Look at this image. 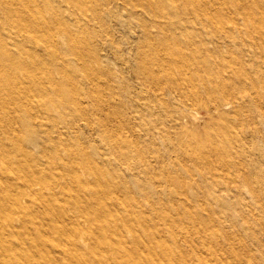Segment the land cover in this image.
<instances>
[{"label":"rangeland","instance_id":"1","mask_svg":"<svg viewBox=\"0 0 264 264\" xmlns=\"http://www.w3.org/2000/svg\"><path fill=\"white\" fill-rule=\"evenodd\" d=\"M35 2L48 14L54 34L38 42L24 38V49L38 59H48L54 49L58 62H69L68 74L75 84L67 88L74 89V100L87 115H79L73 102L61 105L45 96L35 98L40 108L27 116L24 100L21 109L10 103L11 113L5 111L1 116L15 119L12 125L31 161L39 163L44 172L55 173L67 167L68 160L50 167L46 147L49 151L62 149L68 146L62 144L64 140L74 149L89 150L101 164L108 163L107 178L156 182L158 191L149 197L138 189L125 193L135 196V204L145 208L157 225L173 221L171 228L179 241L175 251L183 248L191 256V246L204 243L230 264H264V18L260 11L252 21L220 18L211 22L180 18L187 17L184 2L179 15H161L139 1L133 5L120 0H83L84 10L67 0ZM55 10L61 18H53ZM57 19L65 20L75 37L63 35ZM0 23L9 47L19 51L21 43L8 38L7 32L18 27H9L6 18H0ZM32 32L41 36L44 30ZM39 42L51 46L36 47ZM173 51L209 60V67L201 70L206 74L210 68L212 79L206 84H228L238 96L236 102L205 91L203 81L195 82L203 88L200 94L191 83L184 89L187 96L175 90L166 69L181 66L192 71L193 67L185 62L174 66ZM10 86L0 87L7 91ZM29 133L36 137L30 140ZM220 153L229 160L244 161L238 172L244 170L247 179L232 180L226 165L217 163ZM0 171L3 176L8 172ZM167 174L179 178L180 184L168 182ZM81 178L92 179L87 173ZM60 179L73 181L75 174L69 172ZM12 180H22V176ZM89 197L78 196L80 201ZM251 205L255 210L249 209ZM69 210L86 228L80 208L74 205ZM207 214L213 219H204ZM14 221L20 224V220ZM183 229L188 231L187 238ZM165 231L167 235L171 232L168 225ZM194 263L201 264L198 259Z\"/></svg>","mask_w":264,"mask_h":264},{"label":"bare ground","instance_id":"2","mask_svg":"<svg viewBox=\"0 0 264 264\" xmlns=\"http://www.w3.org/2000/svg\"><path fill=\"white\" fill-rule=\"evenodd\" d=\"M67 1L84 10L83 0ZM120 1L133 5L139 1L142 6H148L161 15H179L180 3L184 2L188 6L184 12L187 17L180 18H205L211 22L221 21L220 18H246L252 21L258 17V10L260 18H264V0ZM224 8L229 11L225 12ZM52 16L61 18L56 10ZM0 18H6L11 28L14 25L18 27L16 30L7 31L8 38L21 43L20 50L13 51L0 23V86L12 84L7 91H2L0 87V170H8L4 176L0 171V264H195V259L201 264H230L224 256L218 255L216 249L205 246L204 243L202 246H191V256L182 252L183 248L179 249L181 252L175 251L179 247V241L171 228L173 221L166 220L157 225L155 218L147 214L145 208L135 204L136 197L125 193L138 189L149 197L158 191L154 180L144 183L142 180L107 178L105 169L108 163L101 164L89 150L74 149L64 140L61 141L62 144L68 146L62 149L49 151L48 147L45 148L50 167L68 160V166L62 168L63 170L46 173L39 163L31 161L12 125L15 119L9 115L6 118L1 116L5 111L11 113L10 103L21 109V101L24 100L26 104L23 112L26 116L40 108L35 102L37 96H45L51 102H59L61 105L73 102L77 113L82 117L87 112L74 100V89L67 88L68 84H75L73 76L68 74L69 62L65 59L58 62L54 49L48 59H38L37 55L24 49L27 45L24 38L38 42L54 34L45 10L38 7L35 0H0ZM56 22L63 35L75 37L76 33L65 20L57 19ZM36 28L43 29V35L34 34L32 31ZM41 45L45 46L39 42L36 47ZM46 45L48 49L51 46ZM172 54L174 66L185 62L193 67L192 71L181 66H177L179 69H166V77L175 90H180L182 95L187 96L184 89L191 83L196 94H200L203 88L195 82L203 81L205 91L219 99L236 102L238 96L228 84H206L211 78L210 68L206 69V74H202L201 70L209 67V60H201L193 53L173 51ZM2 56L6 61H3ZM42 70L45 73L39 76L37 73ZM58 73L62 74L61 78ZM46 80L51 87L46 85ZM218 108L219 105H216V109ZM21 120L27 123L28 119L23 117ZM29 128L30 126H23L25 130ZM28 135L30 140L36 137L35 134ZM60 136L63 139L64 135ZM11 151H14L12 155ZM123 155L128 156V153L123 152ZM223 155L219 154L222 157L217 159V163L226 165V174L232 180L247 179L244 170L238 172L243 168L244 161L229 160ZM203 162L213 167L214 163L209 159ZM179 164L185 166L184 160H179ZM69 172H74L75 180L60 179ZM85 173L92 179L83 180L81 177ZM19 175L22 180H12ZM166 178L168 182L180 184L179 178L172 174H167ZM205 190L209 191L208 188ZM65 193L70 195L69 198L65 197ZM81 193L91 197L80 201L78 196ZM74 205L80 208L83 220L87 222L86 228L82 226V220L69 210ZM255 208L256 206H249V209ZM15 219L20 220V224ZM204 219L210 220L213 216L207 214ZM166 225L171 231L168 235L164 232ZM182 232L187 238V229ZM231 251L236 257H241L233 247Z\"/></svg>","mask_w":264,"mask_h":264}]
</instances>
